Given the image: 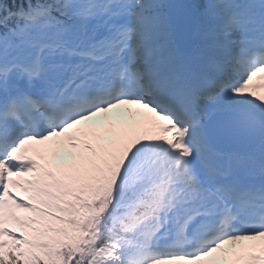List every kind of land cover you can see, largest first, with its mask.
I'll list each match as a JSON object with an SVG mask.
<instances>
[{"label":"snow or ice","instance_id":"1","mask_svg":"<svg viewBox=\"0 0 264 264\" xmlns=\"http://www.w3.org/2000/svg\"><path fill=\"white\" fill-rule=\"evenodd\" d=\"M264 0H0V264H264Z\"/></svg>","mask_w":264,"mask_h":264}]
</instances>
